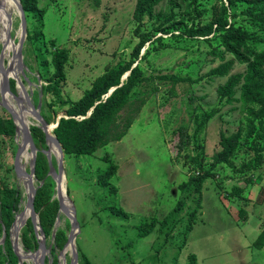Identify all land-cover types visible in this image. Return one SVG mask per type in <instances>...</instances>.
I'll return each mask as SVG.
<instances>
[{"label": "rangeland", "instance_id": "obj_1", "mask_svg": "<svg viewBox=\"0 0 264 264\" xmlns=\"http://www.w3.org/2000/svg\"><path fill=\"white\" fill-rule=\"evenodd\" d=\"M135 1L100 0L99 5L95 6L91 0H38V7L45 9V15L41 24L34 18L31 19L29 27H40L43 41L52 42L44 49L40 39L35 44L40 48L34 53L31 45L23 41L22 74L18 70L17 78L24 87L29 104L34 109L39 105L38 112L42 118L46 116L57 123L60 118L65 117L63 115L66 109L103 73L106 65L129 59L132 48L138 42L134 34L137 23L132 19ZM200 1L199 10L204 9V13L194 23L203 26L209 19L214 1ZM180 4L183 6L186 2L174 0L170 4L169 0H163L155 7L154 13L164 14V20L169 10H172L174 18L178 20L182 10L176 7ZM224 4L227 5L225 0ZM262 7L264 0L237 2L227 11V22L249 32L255 31L256 28L242 12ZM231 13L237 17L231 18ZM10 16L12 29L9 40L12 41L14 50L5 53L0 41L4 66L8 65L12 56H15L17 63L16 51L21 36L20 19L15 5ZM155 20L146 15L143 24H139L140 33H144L149 40L132 67L138 66L145 76L153 77L150 84L143 83L135 88L136 92H143L152 86H157V92L148 97L119 141L108 143L93 155H63V201L73 207L78 223L73 240L77 264H82V258H86L90 264H188L191 256L194 264H264V247L257 249L252 246L264 227V158L262 167L250 174L248 183L244 180L248 174H235L223 164L217 166L214 177L202 184L198 207L192 201L191 187L180 189L189 177V167L184 162V156H194L195 153L191 145L186 146L182 152L177 151L178 137L175 130L179 126H186L192 134L196 128L195 121L202 120L207 113H213L196 134L197 144L203 151L204 164L208 166L212 155L220 149V132L228 136L245 122L239 103L226 104L217 97L216 89L227 77L207 75L219 64L217 59L208 54L213 47L219 46L218 41L209 43L204 40L212 38L213 34L189 36V29L193 28L190 21L178 29L175 25H170L171 22ZM158 24L162 28L168 26V30H153V26ZM257 35L260 36L261 33ZM150 45L157 47L154 52L145 54L147 50L150 51ZM263 47L264 45H256L257 49ZM58 49H66L68 52L64 81L56 91L43 93L41 88L48 84L53 73L48 64L50 54ZM219 50L222 47L219 46ZM228 58L230 57L226 56ZM42 60L47 61L46 67L40 66ZM244 69V66L236 64L229 75L242 73ZM126 74L122 76L120 83L124 81ZM160 77L167 79L161 80ZM170 77L184 80L172 84L168 79ZM13 83V93L17 94L18 82L13 80ZM239 94L238 86L234 97L238 98ZM121 115L125 117V112H121ZM6 116L12 120L7 110L1 106L0 95V117ZM28 123L29 126H26L29 130L38 126V122L31 118H28ZM13 124L17 126L16 121ZM15 137L16 131L9 139L0 136V182L17 189L21 201L23 186L19 184L13 170L18 150ZM33 143L39 146L37 152L51 146L45 138L43 143L36 140ZM28 151L30 153L29 149ZM43 155L48 162L46 155ZM249 157L250 153L240 149L231 161L238 169ZM49 161L56 170L57 157L53 151L49 153ZM110 164L117 168L108 182L115 189L114 194L108 188L101 189L96 183L98 175ZM26 165V174H30V163ZM46 176L53 183L51 199H56L55 180L48 172ZM32 182L35 189L42 185L34 175ZM235 185L244 188L239 197L231 194ZM20 201L15 219L21 213ZM178 202L184 203L180 212L175 210ZM115 208L122 210L126 218L120 219L111 214V210ZM242 209L245 211L244 217L239 214ZM188 210H194L189 232L186 230L190 223ZM150 222H154L151 232L146 236H138V228L149 225ZM24 226L25 223L17 233L16 253L36 254L39 252L38 247H31L29 250L23 247L20 234ZM54 228L64 232L67 239L71 222L58 211ZM33 232L37 241H42L43 255L36 263L27 260L24 262L51 264L56 259V264H60L62 258L64 264H70V246L67 252L65 244L63 255H60V250L54 247L53 231L52 235L45 238L36 225ZM9 236L13 247V238ZM1 245L3 244L0 243V247Z\"/></svg>", "mask_w": 264, "mask_h": 264}, {"label": "trees", "instance_id": "obj_2", "mask_svg": "<svg viewBox=\"0 0 264 264\" xmlns=\"http://www.w3.org/2000/svg\"><path fill=\"white\" fill-rule=\"evenodd\" d=\"M100 0H91L93 5L98 6ZM163 0H136L132 12V19L137 23L134 34L138 42L132 48L129 59L126 62H117L114 65H106L103 73L96 77L90 87L82 94V96L73 102L66 109L63 116L57 122V126L53 129V134L60 144L64 157L80 155H93L99 148L104 147L108 143L119 141L132 125L134 118L140 112L143 105L150 95L157 92V86L149 87L143 92H136L135 88H139L143 83L146 85L153 81V77L145 76L138 66L132 67L139 57V53L149 38L140 33V25L143 24L144 18L149 16L151 19L163 20L164 14H155V7ZM174 0H169L170 4ZM185 1V5H179L176 8L182 10L179 13V19L174 18L172 10H169L168 15L163 20L171 22L170 25H175L180 29L189 21L193 28L189 29V36H208L213 34L212 38L204 39L207 42L214 40L218 41L219 46L213 47L209 51V55L217 59L219 64L207 73L208 76L218 78H226L225 82L216 89L217 97L220 101H225L226 104L239 103L240 112L245 116L243 126L226 136L220 132L218 146L219 151L211 157V163L206 166L204 164V155L201 146L197 144L196 134L202 130V126L211 118L213 113H207L202 120H196V128L192 134L186 126H179L175 133L178 137L176 149L182 152L183 149L191 145L194 156H184V162L189 167V177L187 182L182 183L181 190L191 187L193 194L192 201L198 207L201 196L202 184L209 178H213V173L217 166L224 165L229 167L235 174L242 173L247 175L244 180L249 182L250 174L260 170L264 158V47L257 49L256 45H264V7L254 10L248 9L242 13L249 18L256 30L249 32L241 26L228 23L226 16L227 11L237 2H245L247 0H213L210 15L207 23L203 26L194 22L199 20L204 13V9L199 10L200 0H179ZM255 1V0H252ZM261 1V0H258ZM23 9L26 20V35L24 42L31 45L34 53L36 42L41 40V45L47 49L52 41H43V32L39 28L32 29L29 27L30 20L34 18L41 24L42 17L45 15V9L38 7V0H19ZM231 18L237 17L236 14H229ZM153 30L161 29L168 30L167 27H161V24L153 26ZM261 33L260 36L257 34ZM201 34V35H198ZM159 40H157L158 42ZM150 51L154 52L157 46L150 45ZM226 56L230 58L226 59ZM49 65L53 69V73L48 79V84L42 87V92L56 91L60 84L64 81V66L68 59L66 49L54 50L49 57ZM244 66L242 73L229 75L230 70L234 65ZM40 66H47V61L42 60ZM126 77L122 83L120 79L124 74ZM167 79L166 77H160ZM172 84H175L184 79L177 77L168 78ZM162 80V79H161ZM239 86V97L235 98V89ZM10 91L14 92L13 80H9ZM113 90L106 97L110 89ZM172 95V93L170 94ZM125 112V117H121V112ZM89 112V115L87 116ZM44 121L49 124H54V120H49L43 116ZM30 135L33 142L36 140L39 143L44 142V134L38 127L30 128ZM15 134V126L13 121L6 116L0 117V136L3 138H12ZM34 146L39 148L38 145ZM242 149L245 153H250L251 157L246 162L240 164L236 169L231 161L238 150ZM116 166L110 164L107 169L100 173L96 183L102 189H107L114 194L115 189L110 187L108 182L116 173ZM48 165L45 156L41 151H38L35 157L34 176L37 181L42 182V185L37 187L33 199V209L38 218V225L42 230L45 238L52 235L54 247L61 250L66 243V235L60 229L54 228V223L58 213L57 199H51L53 195V183L49 178H46ZM243 187L235 185L232 188L231 194L239 197L243 192ZM20 194L17 189L10 188L0 182V238L2 232L5 233V239L2 247H0V264H17V257L14 254L10 242L9 229L14 221L15 213L18 211ZM182 202H178L175 210L180 212L183 209ZM111 214L120 219H125L126 215L122 210L116 208L111 210ZM189 224L186 230H191L193 223L194 210H188ZM241 217L245 216V211L239 210ZM154 222L149 225H143L138 228V236H146L151 232ZM21 241L25 250L31 247H38V241L33 232V225L28 218L25 226L21 231ZM252 246L257 249L264 247V227L259 232L257 238L253 241ZM56 259H53L51 264H56ZM82 264H90L86 258H82ZM23 264H29L24 262ZM188 264H194V258L190 257Z\"/></svg>", "mask_w": 264, "mask_h": 264}, {"label": "water", "instance_id": "obj_3", "mask_svg": "<svg viewBox=\"0 0 264 264\" xmlns=\"http://www.w3.org/2000/svg\"><path fill=\"white\" fill-rule=\"evenodd\" d=\"M11 1H13L14 5L16 7V10L19 14V19H20V35L21 36H20L17 51H16V54H17L16 57H17V68H18L19 72L22 74V70H21L22 69L21 68V47H22V44H23V41H24L25 35H26V20H25V15H24V12H23V9L20 5L19 0H11ZM126 75L124 76V79H125ZM14 80L18 82V87L21 88V91L24 94L25 102H26L27 106H29V108L31 109L32 114H33V118L38 122L37 127L40 128L42 133L44 134L45 141L48 142L49 145L54 147L57 151V155H56V157H57V168H56V170L51 165V163L49 161V153H50V147L51 146H49V148L47 150L42 151V153L46 155V158L48 160V162H47L48 163V175H50L55 180V183H56L55 189H56V199L58 201V211L61 212L62 214H64L71 222V231L69 233V236L67 237L65 244L69 245L71 248V250H70V264H77V255H76L75 250H73V240H74V236L76 235L75 230L78 229V223H77V220L75 217L73 207H71V205H69V206L66 205L65 201H63L62 185H61L63 151H62L60 144L56 140V137L53 134V129L57 126V123H54L55 124L54 126L48 125L38 112L39 105L37 106L36 109H34L29 104L28 97L25 93L24 87L21 84V81L19 83L18 78H15ZM112 90H113V88L108 91V93L106 94V97L111 93ZM6 93L11 98L14 97L15 100L18 99L16 94L12 93L10 91L9 79L7 77V74L3 73L2 78H1V84H0L1 106L5 110H7V112L9 113V115L12 118V121L14 122L16 119V114L11 109V105L9 106V104H7V102H5V100L3 98L4 94H6ZM88 115H89V112H88L87 116ZM16 130H17V126L15 127V131ZM21 133H22V137H23L22 138V144L20 146H18L17 153L14 157L13 170H14V173L16 174L15 165H16L17 161L19 160L21 153L25 149V146L28 144V148L30 150L31 156H30V174H27V178H28L27 190L29 191V193L27 195V199H26V207L28 209L27 217L30 219L33 227L37 225L39 231L42 233V230L38 225L37 215L35 214L34 209H33V199H34V194H35L36 189L33 187L32 176L34 175V161H35V153L37 152V148L34 146V143H33V140L31 138L28 127L23 122H22ZM68 202L70 204V201H68ZM15 223H16V219L14 218V221H13V223L9 229V235L12 236V231L15 230L14 237H12L13 238L12 250L17 256V261H18L17 264H22L24 261L16 253L15 241L17 238L18 230L25 223V221H23L22 224L18 225L17 228H15ZM4 239H5V233L2 232L0 243L3 244ZM38 248H39V257L41 258L43 255V250H44V246L42 244V241L38 242ZM63 248H62V250H60V255H63L62 254V251H64Z\"/></svg>", "mask_w": 264, "mask_h": 264}, {"label": "bare ground", "instance_id": "obj_4", "mask_svg": "<svg viewBox=\"0 0 264 264\" xmlns=\"http://www.w3.org/2000/svg\"><path fill=\"white\" fill-rule=\"evenodd\" d=\"M13 7H14L13 1L0 0V41L4 45L3 49H5V53H7L10 50H14V47L12 46V41L9 40V33L11 32V29H12V23L10 21L11 20L10 14H11ZM3 55H4L3 52H1L0 53V84H1V78H2L3 73L7 74L8 79H13V80L17 78L19 75L15 56H12L11 58H9L8 65L4 66ZM16 91H17L16 96L18 98L17 100H15L14 97L11 98L7 93L4 94L3 98L5 102L9 104V106L12 105L11 109L16 114L15 121L17 123V130H16L15 140L17 142V145L20 146L22 144V138H23L22 133H21L22 122L25 125L29 126L28 118H31L33 121H35V119L33 118L31 109H29V107L26 106L24 94L22 93V91L19 89L18 86H16ZM28 149L29 148L27 144L25 146V149L21 153L19 160L17 161L15 165L17 180L19 184L23 186V193H24V195L22 193V198L20 201V208L22 207L21 213H19L16 216L15 228H17L18 225L22 224L23 221L26 220L27 212H28V209L26 207V199H27V195L29 191L27 190L28 178L26 174V166H27L26 164L30 163V156H31ZM50 151H53V153L57 155V151L54 147L51 146ZM28 159H29V162H28ZM61 185H62V194H63L64 193V177H61ZM14 233H15V230L12 231V237H14ZM68 250H69V245H67L66 251L69 252ZM18 255L23 259V261L27 260L33 263H36L37 260L39 261V252H37L36 254H26L25 253L24 255H21V254H18ZM62 260L63 259L60 258V261H61L60 264H64V260L63 262Z\"/></svg>", "mask_w": 264, "mask_h": 264}]
</instances>
